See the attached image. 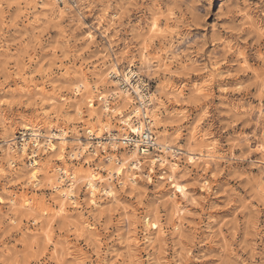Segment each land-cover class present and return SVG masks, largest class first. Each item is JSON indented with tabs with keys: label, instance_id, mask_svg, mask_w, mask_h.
Masks as SVG:
<instances>
[{
	"label": "clouds",
	"instance_id": "1",
	"mask_svg": "<svg viewBox=\"0 0 264 264\" xmlns=\"http://www.w3.org/2000/svg\"><path fill=\"white\" fill-rule=\"evenodd\" d=\"M0 264H264V0H0Z\"/></svg>",
	"mask_w": 264,
	"mask_h": 264
},
{
	"label": "snow or ice",
	"instance_id": "2",
	"mask_svg": "<svg viewBox=\"0 0 264 264\" xmlns=\"http://www.w3.org/2000/svg\"><path fill=\"white\" fill-rule=\"evenodd\" d=\"M180 191H182V189H180Z\"/></svg>",
	"mask_w": 264,
	"mask_h": 264
}]
</instances>
